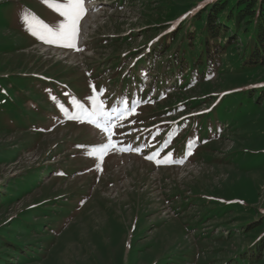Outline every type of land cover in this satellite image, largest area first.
<instances>
[{"label": "rangeland", "instance_id": "374dc122", "mask_svg": "<svg viewBox=\"0 0 264 264\" xmlns=\"http://www.w3.org/2000/svg\"><path fill=\"white\" fill-rule=\"evenodd\" d=\"M217 1L84 0L94 15L77 35L87 47L65 54L29 31L32 13L13 10L24 5L54 28L61 17L40 0H0V264H264V251L254 255L264 239V66H241L240 42L211 77L179 81L136 112L156 113L151 125L201 121L185 168L118 152L111 144L121 132L98 140L52 120L46 103L48 81L78 91L86 67L111 70L125 53L168 39L152 65V76L161 73L184 31L202 29L192 18ZM182 126L175 143L192 129ZM99 142L102 160L85 148Z\"/></svg>", "mask_w": 264, "mask_h": 264}, {"label": "trees", "instance_id": "16d2710c", "mask_svg": "<svg viewBox=\"0 0 264 264\" xmlns=\"http://www.w3.org/2000/svg\"><path fill=\"white\" fill-rule=\"evenodd\" d=\"M196 23H201L202 29L196 32L188 28L171 49V55L164 62L167 63L162 72L164 79H157L160 89H164L169 76L181 75L187 81L197 73L199 78L211 75L226 52L239 42L243 52L241 66L248 69L264 66V0H218L199 10L191 25ZM170 38L173 40L174 34ZM169 47L168 43L164 45L158 55L163 56ZM260 92L259 99H262L264 89ZM261 241L254 250L257 259L264 251V239ZM13 252L20 253V250L16 248Z\"/></svg>", "mask_w": 264, "mask_h": 264}, {"label": "snow or ice", "instance_id": "6c2138e0", "mask_svg": "<svg viewBox=\"0 0 264 264\" xmlns=\"http://www.w3.org/2000/svg\"><path fill=\"white\" fill-rule=\"evenodd\" d=\"M42 3L54 11L58 17H61L62 22L54 30L49 25L38 20L35 16L29 17L26 15L24 19L29 31L45 43L75 48L78 25L85 15L84 0H42ZM98 115L106 119L111 116L110 113L104 111H100ZM86 122L93 124L97 128H101L105 133L109 131V126L102 127L97 120L89 119ZM99 151L101 152L100 159L102 160L103 153L107 151V148L101 146ZM146 158L149 160L153 159V157Z\"/></svg>", "mask_w": 264, "mask_h": 264}, {"label": "bare ground", "instance_id": "6f19581e", "mask_svg": "<svg viewBox=\"0 0 264 264\" xmlns=\"http://www.w3.org/2000/svg\"><path fill=\"white\" fill-rule=\"evenodd\" d=\"M139 19V18H138ZM137 24V23H136ZM186 179V178H185ZM132 182V181H131Z\"/></svg>", "mask_w": 264, "mask_h": 264}]
</instances>
